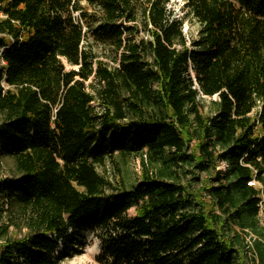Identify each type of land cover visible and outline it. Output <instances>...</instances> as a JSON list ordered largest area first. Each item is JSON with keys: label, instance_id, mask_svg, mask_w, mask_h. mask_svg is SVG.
I'll list each match as a JSON object with an SVG mask.
<instances>
[{"label": "trees", "instance_id": "trees-1", "mask_svg": "<svg viewBox=\"0 0 264 264\" xmlns=\"http://www.w3.org/2000/svg\"><path fill=\"white\" fill-rule=\"evenodd\" d=\"M169 1L0 0V264H264V0Z\"/></svg>", "mask_w": 264, "mask_h": 264}, {"label": "rangeland", "instance_id": "rangeland-1", "mask_svg": "<svg viewBox=\"0 0 264 264\" xmlns=\"http://www.w3.org/2000/svg\"><path fill=\"white\" fill-rule=\"evenodd\" d=\"M185 6V0H170L167 8L172 11L175 18H181L183 16L182 8ZM198 24L190 19H185L182 26L183 34L186 40L190 42L196 39ZM98 58L104 62H108L103 57V50H98ZM110 65L115 66L114 63ZM88 84V83H87ZM206 99V98H205ZM214 99V98H213ZM207 100V99H206ZM220 170H224V164L219 167ZM97 172L102 175L107 181L113 183H120L125 185L135 184L140 175L139 160L134 157L123 158L120 156H114L111 160H107L103 167H97ZM256 186L259 187L258 184ZM132 215V211L129 212ZM259 222L264 227V197L262 198V204L259 212ZM62 252V249H58V253ZM101 249L96 233L83 231L80 237L74 240L70 250L67 251L63 261L60 264H98L97 258L100 256ZM248 264H250L248 262Z\"/></svg>", "mask_w": 264, "mask_h": 264}, {"label": "built area", "instance_id": "built-area-1", "mask_svg": "<svg viewBox=\"0 0 264 264\" xmlns=\"http://www.w3.org/2000/svg\"><path fill=\"white\" fill-rule=\"evenodd\" d=\"M224 167H226V166L224 165Z\"/></svg>", "mask_w": 264, "mask_h": 264}]
</instances>
